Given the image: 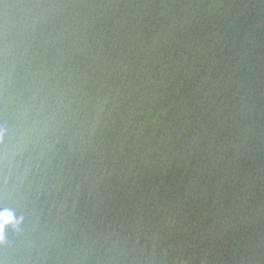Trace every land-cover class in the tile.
I'll list each match as a JSON object with an SVG mask.
<instances>
[{"label": "water", "instance_id": "1", "mask_svg": "<svg viewBox=\"0 0 264 264\" xmlns=\"http://www.w3.org/2000/svg\"><path fill=\"white\" fill-rule=\"evenodd\" d=\"M0 264H264V0H0Z\"/></svg>", "mask_w": 264, "mask_h": 264}]
</instances>
